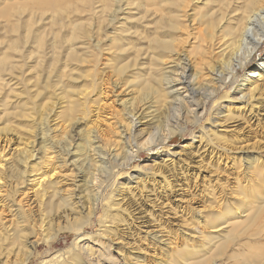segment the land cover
<instances>
[{
	"label": "bare ground",
	"instance_id": "1",
	"mask_svg": "<svg viewBox=\"0 0 264 264\" xmlns=\"http://www.w3.org/2000/svg\"><path fill=\"white\" fill-rule=\"evenodd\" d=\"M119 1L120 0H99V1L97 0L94 1L91 5V0H0V26L4 27L5 29L7 26H9V28L11 27L12 29V30L10 29V33L11 31H13L14 33H18L19 30L18 17H20L21 20V16L24 17L26 16L24 20V24L22 25L24 31L23 37L25 43H27L30 37H32V34H34L35 31L33 29V27H35L34 24H36V26H41L45 24L44 20L46 18H47V23H49L48 27L50 26L49 29L51 28L53 30L55 26L61 28V30L54 29L56 30V32L53 33L54 41L53 39L52 41L54 42L53 44L55 45L52 46L50 50L51 54L49 55L48 52H46L44 49V36L42 35L43 30L40 32L38 30L37 33L38 43L36 46L37 51L35 55V57L37 58V59L35 58L37 60V66L43 65V62H45L44 57H46V54L48 56H51V59L53 57V61H52L53 64L51 63V65L53 66L58 62L60 57L59 55L60 44H58L59 43L58 36L59 33L63 29H65V27L62 28V24H61L62 19H64L65 21L69 20L68 27H70V29L68 27L67 28H68V32H71V35L69 37L67 36L68 40L66 38L67 41L63 39V41L67 42L68 44L67 47H64L65 43L61 40L62 43L64 44L63 47L66 48L65 51L67 50L66 51L67 62L69 59L77 60V58H79L78 54L80 53L78 50L81 49L80 47L75 46L77 45L76 43L78 42L77 41L75 43V40L82 39L84 32L86 33L87 30L85 28L86 26L85 25L86 23H84L85 20H83L84 22L77 21L75 20V16L83 14L84 12L88 11L91 17V19L89 20L91 22L92 18L95 16L97 18V14L99 13L102 16L103 18L102 21H104L105 24L107 23L109 24V26L114 25L115 22L116 23L118 22L119 15L125 11V9L122 8V5L120 3L121 1L120 2ZM191 1L193 0H182V2L180 3L175 0H162L161 2V5H164L162 10H166V13L169 14V16L173 21L176 22V20H178L176 23L178 22L182 23L184 36L187 37V35L190 34L193 35L194 34L193 32L195 31L194 29H198V27H200L198 29L199 33L196 32V35L194 34L195 35L194 39L198 43L197 51L199 54L197 56L195 55V58H192V56L190 57L188 55L189 52L186 54L184 52L185 55L183 56L178 55L174 57L176 55L177 50L173 45L174 43H172L173 40L172 41L166 40L168 42L163 40V42H161L162 40H159L158 38L160 36L159 35L157 36V34H155L157 36L156 39H158L157 41H160L159 44L163 48H169V46H173L174 49L166 52L162 50L156 52L155 55L149 57L151 63L149 65H160L161 66L160 70L163 68V66H165L168 63L167 60H170V63L173 62L174 65L171 68H167L165 66V69L167 68L168 71H165V69L163 68L164 70L163 72H160L159 69H157L158 71H155V73L153 74L150 72L153 78L152 80H150L149 78L146 79L147 80L146 84L149 85L152 88L153 92L155 93L153 99L148 100L147 99L148 96H150L151 98L152 96L151 95L147 96L145 93L141 95L139 93L140 89H138L135 91V93L131 92L133 98L128 97L120 101L121 108L118 110L114 106V100L107 93V92H111L113 94L114 93L113 88H116L115 92H117L118 85L119 87L127 85L128 86L127 88H129L130 86L131 87L134 86V82L132 81L133 79L127 80L128 76L127 77L125 76L126 80H123L121 83L118 82V79H120L122 75L128 72L127 68H130L132 66L134 68L135 61L139 56V53H137L130 64L128 65L122 64L119 66L115 65L112 67L113 69L111 71L113 72V75L116 78L114 80H111V82H109L111 78L107 77L109 80L107 81L106 79L104 78L102 79L101 77V80L99 81L98 84L99 88L97 86L96 80L93 79L91 80L89 91L85 90L87 88L82 89L80 91L64 90L63 95L65 98L61 97L64 100L60 98L62 101L58 103V105L57 103H54L55 101L54 102L52 101V103L48 104L47 102L48 99H47L46 100L47 104L44 105L43 103L42 104L44 106L43 109L42 107L40 108L41 112H39L40 109L38 110V113H40V119L38 118L39 120L37 121L38 123L36 121H34V123L32 122V125H35V122L37 124L35 127L32 126L31 129L28 131L29 135L27 136L28 138L25 140V142L22 143L23 146L19 149H14L12 154H10L9 156V160L5 157L7 154H4L2 156L0 155V242L1 241L6 242L7 239L11 238L13 242L10 243L9 245L10 248L13 249L14 245L16 244L15 247L17 249L16 253L21 251L19 253H22L23 255L25 254V258H26V256H28V253L30 254V250L34 248V244L37 241H40L41 239L47 241L50 238V234L47 235V232L45 231L51 232L52 229L50 228L52 226V221L56 220L57 216L59 217V215L56 214L55 216L56 219H54L52 218V216H50V214L48 216L47 213L41 212V213H45V215H41V216L38 215L37 219H35L36 216L34 214L36 212L33 214L34 208L33 209L31 207L29 208V204L31 202L26 204L25 201V204H23L22 198L21 197L19 199L17 198L20 194L25 195L27 191L31 192V196L28 198L32 199V201H37L36 202L37 211H41L40 207H42L43 205L42 206L40 205L43 202L45 204L46 196L52 198L60 197V200L58 199L57 201L58 202L60 201L59 203H61L62 200V205L64 204L66 205V207H69L70 211L72 212L71 214L73 215L75 214L76 216L80 215L82 217L84 216L86 217L87 220L90 219L95 214V211L98 207H101L102 209L104 207L106 208L105 204L109 203L107 213L105 214L104 217L105 220L102 221L103 229L102 231H100L98 240H96L99 243L98 245L99 248L97 249V251L101 250L100 256L105 258L103 263L101 261H96V263L86 262L83 253L86 257L93 258L94 256L92 257V255L95 252H93L92 250L94 247L93 248L85 247L86 249L83 252L74 250L71 253H68V255L66 256L65 254L64 256L63 254L55 256L56 258H54L50 264H131L130 251H132L131 249L133 248L130 249V247L127 246L128 243L130 244V242L125 241V238L122 237L124 233L122 232L123 231L122 229H119L118 224L119 223L125 224L126 222L125 226L127 227V229L130 227L129 223H127L128 221L127 218H132L133 216L131 215L132 214L131 212L129 214L127 207L125 205L123 206V203L124 204L128 203L127 199L133 197L134 195L133 193H130L131 192L130 187H126V188L121 187L122 185H120L121 184L120 182L118 183L117 178L106 180L108 176L107 174L108 171H110L114 167L117 166L121 167L122 165L129 163L132 159L135 158V156H137L140 150L146 148L149 144L155 142V140L152 139L153 135L151 134L150 131L153 124L152 120L154 117L160 118L162 116V113L164 114L163 109L167 108L168 105L169 107L174 106V109L176 110L175 113H177V116L173 117L174 120L177 119V117L180 118L179 116H181L182 119L184 118V120L182 121V125H183L182 130H184L187 122L186 120L192 119L195 121V123H199L204 117V115H207L208 117L206 119H208L212 115V112L213 111L215 112V110H217L215 112L216 115L220 114L221 104L219 103V100L222 97H228L231 99L238 98L241 100L239 101V103L243 104L241 106H238V110L240 108H245V106L250 105L249 110L251 111L253 106L255 105V103H252V100L255 99L256 95L257 97H259L264 94V91H258L262 89L261 87L258 88V86L264 85V82L262 83L260 82L261 80L264 79V59H261V61H258V63L254 64L249 69H247L246 74L242 76L240 84H237V82L234 83L238 69L244 67L247 64L252 54L264 42V0H243V3L240 5V8L234 7L232 8V10L230 9L233 0H223V1L221 0L222 2H224L222 5H225V8H227L226 11L225 12L223 11L224 13L220 14L219 19L217 18L216 19L217 21L215 20V24H213L214 18L212 16L214 13H211L209 15L206 13L208 15V16L206 15L207 16L206 19L208 21L206 28L202 27L204 23L201 20L202 18H204L205 14L200 12L201 15L198 16L196 13L189 15L187 14V11L184 10L189 6ZM213 1L215 0H197L194 1L193 4L195 5L196 3H200L201 8L202 7L207 8ZM98 2L100 3L102 2L101 3L102 5L98 4ZM99 5L102 7H100ZM109 5L110 8L108 7ZM113 5L115 6L114 8L112 7ZM175 5H176V9L174 10L173 7ZM98 6L101 9H97ZM106 8L108 12L104 11L106 10ZM238 9H240L239 13L234 14L232 17L228 16L229 14H231V12L235 13L236 11H238ZM128 15L130 16L129 13ZM194 15H195V19L198 20L199 23V26L197 25L196 27H194V24L196 23L191 22V20L195 21V19L193 20ZM179 18L180 20H182V18L183 19L185 18L184 19L185 21L184 20H183L184 22L179 21ZM171 19L167 18V20H171ZM171 21H169V23H172ZM232 21L234 23L233 25L231 24ZM169 23L166 24L168 25ZM174 23H172L171 25L173 26ZM66 24L67 23H65V25ZM105 24L103 25L105 26ZM124 25L126 24L124 23ZM45 26L46 25H44V28H42L43 26L41 28L45 29ZM90 26H92V24H90ZM178 26L179 25H177V28ZM97 30L100 31L101 28ZM123 30L124 32H128L130 28L126 27ZM5 31H7V29ZM115 31L116 30H114V32ZM114 35L116 36V34ZM96 37H97L96 40L95 38L93 39L91 36L89 37V39L91 40L92 38L93 39L92 41L93 42L95 41L94 49L95 50L97 49V52L100 54L103 51V49L100 46V42H99L100 40L98 39V36ZM117 37L119 38L118 40L119 42H121V40H124V38H126L120 34ZM191 39H193V37ZM194 39L193 41H195ZM15 41L16 39H13V42H10L7 45V48L3 51V55L0 56V81L1 84L4 86H6V82L8 83V81H6L5 78H3V76L12 73L14 68L17 67L15 65V62L12 60V56L8 53L13 49L16 50L18 48L16 46ZM110 41L113 42L114 37H111ZM180 41H183V38H181ZM178 42H175L177 43V47H178ZM78 44H82V43L78 42ZM90 46L91 45L84 46L85 53L88 56H90L91 59L92 58L96 59L98 57V54L97 52L95 53L92 49L91 51H89L88 48ZM118 48L120 49V47ZM134 48H136V46ZM150 53L154 54L151 52V50ZM100 73L102 74L103 72ZM100 73H98V75ZM202 73L206 74L207 76L209 75V78L204 77L206 78V80L202 79L201 78ZM199 77L201 78V82L202 83L204 82V85L201 84V86L203 85L204 88L203 87L202 88L204 90H201L202 88L199 87L200 86V83H198ZM106 84L109 86L110 84H112L113 88L111 87V89H109L106 86ZM222 89L225 90L223 91L222 94H220ZM231 89L232 92H234L232 94H239V96L238 97H236V95L231 96L229 93ZM206 90H208L209 92L206 93ZM116 95L119 94L116 93ZM91 97H96L95 102L92 103L95 106L93 107V109L90 108L89 105L90 103L89 100L91 99ZM138 100L142 102L141 106L143 108H141V106L138 108L137 106V103H139L137 102ZM208 101H211L212 104L210 108L207 110L206 104ZM232 103L233 102L231 100L228 101L227 103V107H226L227 113L225 112V116H224L225 121L232 118V109H230V104ZM4 104L5 105L3 106L5 107L4 108L5 110L6 102ZM179 105L180 106L182 105L184 107V114L182 115H180V112L181 109L183 110V108L181 107L179 108ZM55 108L56 110L57 109L60 110L56 114L57 117H60L57 118V123L54 124L57 125L56 127L52 124H49L51 123V121H53L52 119H50V117H51V113H54L56 111ZM158 111L160 113H158ZM154 112H157L159 115ZM35 115H37V112ZM77 116H79L78 118H80L81 120L88 117L90 119L89 122L91 123L89 124V126L87 125L86 129L74 132L75 128L79 125V123H81L78 122V119L76 118ZM113 118H115L116 120L112 121ZM215 121L217 122V120ZM215 121L213 123H216ZM213 127H216V125L214 124ZM6 128L5 127L0 128V130L2 129L1 130L2 133L0 134L1 152L6 149L5 147L9 144L8 141L11 139V137H9V130L11 129H6ZM215 129H210L209 127L205 131L201 130L199 139L202 140L203 137H206L208 141H212L214 140V138H219V134L216 132ZM168 133L169 134L167 135H163L162 138L158 141L160 144L161 143L166 144V138L172 132H169L168 129ZM15 135H17V133ZM209 135L212 137L209 138L210 137ZM20 138H18V140L21 141L22 138L21 139ZM101 140H104L105 143ZM14 141H16V139ZM17 146L20 147L21 145H17ZM225 146L221 148L223 150V154L220 152L218 153L217 151H215L214 148H211L209 151V154H211L210 159L212 158V155L216 154L217 156L215 160L216 163H219L220 160L223 159L227 161V155L225 152L226 149L228 148ZM133 148H135V150H133ZM170 154L171 153L168 150L166 156H169ZM222 156H224V158L221 159ZM4 157L7 160L6 163L2 162V159ZM164 164H166V162H164ZM247 164L249 166V169L253 168L255 170H262L260 165L257 163L254 164L253 166L250 163ZM164 168H167V165H164ZM145 170H150V172L145 173L144 177H142V183L146 184L147 178L150 180V177L152 178L151 182L153 183L155 181L156 176L159 174V169L156 168L155 169L156 171H154V167H151L150 169H145ZM168 170L171 169H167V172ZM66 171H69V173H72V175L66 173ZM140 172H138V174H140ZM185 172L186 171H182V178L185 177L186 175ZM69 176L71 177L74 176V178L71 179V177ZM172 176L170 177L172 178ZM251 176L252 178L254 177L256 178L255 174ZM75 177H79V181H76ZM131 177H128L129 181L132 180ZM166 177L167 176H162V179L160 181V183H162L160 186V190H162V193L165 194V199L168 200L170 198L172 190L175 188H177L178 190L183 189V184L180 183L178 179H174L173 180L174 184H173ZM252 178L250 181L251 183H252ZM108 181H111L110 184H108ZM67 182H71V183L68 184ZM67 185L68 186L72 185L73 189H69V187H66ZM245 185L247 186V184ZM246 186L244 185L239 186V184L236 186L237 188H239L238 194H241V202H243L246 206L245 210L243 209L242 212L240 211L241 213L239 212L240 214L234 215L232 218H230L232 220L228 222H226V220H224L223 222L220 220L217 221L216 223L211 222V224L209 225L210 230L208 231V233L204 231L202 233L203 235H201L203 236L202 238H204L203 239L204 242L207 244L211 242V240L218 241V244L213 246V251H214L213 256L216 255V257L218 256L222 257L224 254H226L227 249L229 247L240 243L239 241H241L242 239L245 241L241 242L238 248L240 249L245 245V247L248 246V249L251 250V248H253V247L249 248V246H251L250 245L251 240L259 239L263 235L264 228L262 229V226L260 225L261 222H257V221L261 220L259 218L260 216H262L264 212V198L263 199H261L262 197L252 198L251 193L249 192ZM263 186H261L260 189H262L264 192ZM106 187H107V191L108 189H110L108 194L106 192ZM152 191H154V189H152ZM159 198H156L157 201L159 200ZM54 203L57 204V202ZM48 205L49 204H47V206ZM153 205H151L150 206L151 209L148 210L150 211L151 215L153 214L152 212H154ZM2 211L4 212L7 211L11 216L10 218L13 219L10 220V222L13 221L12 224L15 225L14 226L15 229L13 233L10 232L11 229H7L9 225L6 222L5 223L3 222V218H5V216L1 217ZM64 213H66L65 209H64ZM131 223L132 221L130 222V224ZM4 224H7L8 226L6 227L5 225L6 227L5 228ZM79 227L81 228L80 224ZM111 232H113L114 237L110 236ZM120 232H122L121 233L122 236L118 235V240H121L123 244L122 245L119 244L117 246L118 248H116L115 250L113 247L114 241L117 239L115 235L120 234ZM37 234L38 235L41 234L42 236L41 239L38 238L39 240H37V238L34 237L33 240H29L30 235L35 236ZM148 235L149 232L147 233V236ZM132 238L134 237L132 236ZM133 241L135 243L136 240ZM166 242L164 241L163 243ZM8 244L9 243H7L6 245L7 247ZM11 245H13V247H11ZM169 245L172 246V244ZM1 247L2 244L0 248ZM1 250L4 251L3 249ZM11 250L8 251L6 258L9 257ZM123 250L124 252H122ZM5 251L7 252V248ZM70 251L71 250H69V252ZM19 253L18 256L20 255ZM240 254L239 253L235 254L234 252L230 256L229 255L227 256L229 258L230 257L235 258ZM173 255L175 257L169 255L170 259H168L167 261L164 260L160 261L158 264H211L212 263L209 262V259L212 257L211 254H209V256H206L205 258H198L197 255L189 253V254H185L187 255L186 257L189 258L186 260L184 259L186 257L184 258L182 257V255H184L182 253L178 254L176 252ZM262 255L263 254L261 253H258L256 255L253 252L248 256L256 259L262 257ZM25 258L24 257L23 259L21 258L22 261L19 260L21 262L18 263L23 264ZM139 258H142L144 260L145 256L141 255L139 257L138 256L135 257V259L139 261L138 264H145V262L140 261ZM242 258L243 260L244 259L248 260V257L246 256H242ZM183 259L185 261L187 260L189 261L184 263ZM6 261L7 260L1 262L2 264H5ZM49 262L47 263L45 262V264H48Z\"/></svg>",
	"mask_w": 264,
	"mask_h": 264
},
{
	"label": "rangeland",
	"instance_id": "2",
	"mask_svg": "<svg viewBox=\"0 0 264 264\" xmlns=\"http://www.w3.org/2000/svg\"><path fill=\"white\" fill-rule=\"evenodd\" d=\"M94 1L97 0H91V5ZM120 1L119 2L121 3L122 8L125 9V11L119 15L118 22L117 23L115 22L114 24L115 26L114 25L109 26V24L107 23L105 24V22L102 21L103 18L99 13H98L99 15L97 14V18L96 16L92 18L91 22L89 20L91 19V17L88 11L84 12L83 14L75 16V20L77 21L84 22L83 20H85L84 23H86L85 28L87 30L86 33L84 32L82 39L75 40V43L77 41L79 43H82V44H78L77 42L76 43L77 45H75L77 47H80L81 49L78 50L80 53L78 54L79 58H77V60L69 59L67 62V53H66L67 50L65 51L66 48L64 47H67L68 45L67 42L65 41L68 40V37L71 35V32H68V28L70 29V27H68L69 20L65 21L64 19H62L61 21L62 28L65 27V29H63L58 36V42H59L58 44H60L59 47L60 57L58 62L53 66L51 65V63L53 64L52 62L53 57L51 59V56L48 55L51 54L50 50L52 46L55 45L53 44L54 43L53 33L56 32V30H61V28L55 26L53 30L50 28L51 29L50 31L49 29L50 26L48 27L49 23H47V18H46L44 20L45 24L41 26H36V24H34L35 26L33 27V29L35 30L34 34H32V37H30L28 42L25 43L23 37L24 31L22 25L24 24V20L26 16L25 17L21 16V20L20 17H18L19 20L18 33H14L13 31H11L10 33L11 27L9 28V26L6 27L7 31H5L6 29L4 27L0 26V56L3 55V51L7 48V45L10 42H13V39H16L15 42H16V46L18 47L16 50L13 49L14 51L12 49H11L12 51L8 50L9 51L8 53L12 56V60L15 62V65L17 67L14 68L12 73L3 76V78H5V80L8 81V83L6 82V86L2 85L0 81L1 84L0 85V128L7 127L6 129H11L9 130V137H11V139L8 141L9 144L5 147L6 149L2 152L0 151L1 156L7 154L5 157L9 160V156L10 154H12L13 150L19 149L23 146L22 143H24L25 140L28 138L27 137L29 135L28 131L31 129L32 126L35 127L36 124L38 123L37 121H39L38 118L40 119V113H38V110L41 107L43 109L44 106L42 104L44 103V105H46L47 104L46 100L48 99L49 100V101L47 100L48 104L52 103V101L53 102L55 101L54 103H57L58 105V103L64 100L61 97L65 98L63 95L64 90L80 91L82 89L87 88L85 90L89 91L90 83L91 80L93 79L96 80L97 86L99 88L98 84L99 81L101 80V77L102 79L104 78L107 81H109L108 78H111L109 82H111V80H114L116 78L114 77L113 72L111 71L113 69L112 68L113 66L115 65L119 66L122 64L128 65L131 63V61H133L135 55L139 53V56L135 61L134 68L133 66L127 68L128 71L126 72L127 74L125 73L124 75H122L120 79L117 78L118 82L121 83L123 80H126L125 78L128 76L127 80L133 79L132 80L134 82L133 87L130 86L129 88H127L128 87L127 85L119 87L118 85L117 92H115L116 88H113L112 84H110V86L106 84V86L109 89H111V87L113 88V92H114L113 94L111 92H107V93L114 100L115 108L119 110L121 108L120 101L128 97L133 98L131 92L135 93V91L138 89H140L139 93L141 95L145 93L147 96L148 95L152 96V98L148 96L147 98L148 100L153 99V96H155V93L153 92L152 88L146 84L147 83L146 79L149 78L150 80H152L153 78L152 74L155 73V71H158L157 69H159L160 72H163L164 71L163 68L165 69V66L167 68H171L174 65L173 62H171L172 64L170 63V60H167L168 63L165 66H163L161 70H160L161 68L160 65H149L151 64L149 57L155 55L156 52L161 50L164 52L170 51L175 47L177 52L174 57L178 55L183 56L189 52L188 55L190 57L192 56V58H195V55L197 56L199 54L197 51L198 43L194 39V36L196 35V32L199 33L198 29L200 27H198V29H194L195 30V31L193 30L194 32L192 31L195 35L190 34L187 35V37L184 36L182 23L181 22H180L181 24L179 22L176 23L178 20L175 19L176 22L173 21L169 16V14L166 13V10H162L164 7V5H161L162 0H135V2L134 0H120ZM175 1H178L179 3L182 2V0H175ZM194 1L197 0L191 1L189 6L184 10L187 11V14L189 15L196 13L198 16L201 15L200 12L205 14L204 18L201 19L204 23L202 25L203 28H206L208 24L206 18L209 14L214 13L212 16L214 18L213 24H215V20L217 18L219 19L220 14L224 13L227 9L225 8V5H222L224 3L222 2L223 0L222 1L215 0L207 8L205 7L201 8L200 3H196L194 5L193 4ZM233 1L230 10H232V8L234 7L240 8V5L243 3V0H238V1L236 0L235 2ZM101 3L98 2V4ZM99 6L97 9H101L100 7L102 6L100 7ZM108 7L110 8V5ZM112 7L114 8L115 6L113 5ZM173 9L174 10L176 9V5L173 7ZM104 11L108 12L107 8ZM239 11L240 9H238V11H236L235 13L231 12L232 15L229 14L228 16L232 17L234 14L239 13ZM127 12L130 14V16L128 15ZM79 16L82 18H80ZM77 17L79 18V20ZM167 18L171 19L172 21L167 20ZM184 19L182 18V20H180L179 18V21H183ZM194 19H195V15L193 16V20ZM63 21L67 24L65 25ZM169 21H171L172 23L175 22L173 26L171 25L172 23H169ZM191 22L196 23L194 24V27H196L197 25L199 26L198 20L196 19L195 21L191 20ZM124 23L126 25H124ZM164 23L165 24L169 23V24L168 25L166 24L167 25L166 26ZM90 24H92V26H90ZM103 24H105V26ZM176 24L179 25L178 28ZM231 24L232 25L234 24L233 21L231 22ZM44 25H46L45 29H42L44 28ZM169 25L171 26V28ZM98 27L101 28L100 31L97 30L100 29ZM126 27L130 28L128 32H124L123 30ZM46 28L48 31L46 30ZM38 30L39 32L43 30L42 35L44 36V49L46 52H48V55L46 54V57L47 56L48 57L47 58L44 57L45 62H43L42 66H37V60H36L37 58L35 57L37 51L36 46L38 43L37 42ZM114 30L116 31L114 32ZM88 31L90 32V34ZM163 31L164 32L166 31L167 33L165 32L166 33L165 34ZM114 34H116V36ZM119 34L126 37L124 38V40H121V42L118 41L119 38L117 36ZM155 34L161 37V38L158 37L159 40H162L161 42H163V40L165 41L173 40L174 42L172 41V43H174L173 44L174 47L169 46V48H163L159 44L160 41H157L158 39H156L157 36ZM90 36L93 39L95 38V40L97 39L96 36H98V39L100 40L99 41L100 46L103 49V51L100 54L97 52V49L96 50L94 49L95 41L93 42L92 38L90 40L89 39ZM110 36L114 37L113 42L110 41L111 39ZM192 37L195 41L191 39ZM181 38H183V41H180ZM63 39H65V41H63ZM61 40L65 43V45L62 43ZM175 42H178V47H177V43ZM89 45H91L88 48L89 51H91L92 49L95 53L97 52L98 57L96 59L95 58L91 59L90 56H88L85 53L84 46H89ZM117 46L120 47L121 50ZM133 46L134 47L136 46V48H134ZM150 50L154 54H151ZM261 59H264V42L252 54L247 64L244 67L238 69L234 83L237 82V84H240L242 76L246 74L247 69H249L254 64L258 63V61H261ZM167 68L165 69V71H168ZM100 72L103 73L101 74ZM98 73H100L99 75L102 76H99ZM201 76H202L201 78L205 80L206 78H209V75L207 76L206 74L203 73ZM201 78L200 77L198 78L199 81L198 83H200L199 86L200 88H202L204 85V82L203 83L201 82ZM260 82L261 83L264 82V79L261 80ZM201 84L203 85L201 86ZM260 87L262 89L258 91H264V85L263 86L259 85L258 88ZM203 88L201 90H204ZM224 90L225 89H222L220 94H222ZM208 92L209 91L206 90V93ZM116 93H118L119 95H116ZM229 93L231 96L232 95H236V97L239 96V94H232L234 93L232 92V89L229 91ZM95 98L96 97H91V99L89 100L90 101L89 105L90 108L92 109L93 107H95L94 104H92L93 102H95L96 100ZM230 100L233 102L232 104H230V109H232V118L225 121L224 120L225 112L227 113L226 107L228 101ZM239 101L241 100L238 98L231 99L228 97H222L219 100V103L221 104V109L219 108L221 111L220 114L216 115L215 112L217 110H215V112L213 111L212 115L208 119H206L208 116L204 115V117L199 123H195V121L192 119L186 120L187 122L184 130H182V126H183L182 121L184 120V118L182 119V117L179 116L180 118L177 117L178 120L177 119L174 120L173 117L177 116V113H175L176 110L174 109V106L172 107L170 106L171 107L170 108L168 105L167 108L163 109L164 114L162 113V116L160 118L158 117L159 119L154 117L152 120L153 124L150 131L151 134L153 135L152 139L155 140V142L149 144L146 148L140 150L137 156H135V158L132 159L129 163L124 164L121 167L120 166L114 167L110 171H108L107 173L108 176L106 180L117 178L118 183L120 182L121 183L120 185H122L121 187L124 188L130 187V191H131L130 193H133L134 195L133 197L127 199L128 203L125 204L123 203V206L125 205L127 207L129 214L131 212L132 213L131 215L133 216L132 218H127L128 219L127 223H129L130 227L127 229V227L125 226L126 222L125 224L119 223L118 224L119 229H122L123 231L122 230L121 231L124 234L123 236L121 235L122 232H120V234H116L115 236L117 237V239L114 241L113 244L115 250L116 248H118L117 246L119 244L120 245L123 244L121 240H118V235L124 237L125 241L130 242V244L128 243L127 246L130 247V249L133 248L131 249L132 251H130L131 264L134 263L138 264L139 261H137L135 257L136 256L139 257L141 255H144L145 258L144 260L142 258H139V260L145 262V264L148 263L158 264L160 261L163 260L167 261L168 259H170L169 255L174 256L173 254H175L176 252L178 254L180 253L184 254L182 255L183 258L187 256L185 254H189V253L197 255L198 258H205L206 256H209V254H211L212 257L209 259V262L210 263L212 262L211 264H264V231L261 238L259 239L251 238L252 239L250 244L251 246H249V248L253 247L251 248V250L248 249V246L245 247V245L240 249L238 248L239 244L245 241L242 239L241 241H239L240 243L229 247L227 249L226 254L222 256L223 258L219 256L216 257V255L213 256L214 255L213 246L217 245L218 241L211 240V242L207 244L204 242L203 240L204 238H202L203 236H201L203 235L202 233L204 231L208 233V231L210 230L209 225L211 224V222L216 223L217 221L220 220L222 222L224 220L228 222L232 220L230 218H232L234 215L240 214L243 211V209L245 210L246 206L243 202H241V194H238L239 188L236 187L238 184L239 186L242 185L246 186L245 184H247L246 187L251 193L252 198L255 197H262L261 199L264 198L263 197L264 192L262 189H260L261 186L264 185V94L259 97H257L256 95L255 99L252 100V103H255V105L253 106L251 111L249 110L250 105L245 106V108H240L238 110V106L243 105L242 103H239ZM5 102H6V109L4 110L5 107L3 105H5L4 104ZM137 102H139L137 103V106L139 108L142 105V102L140 100H138ZM211 104H212L211 101L207 102L206 104L207 110L210 108ZM180 107L183 108V110L181 109L180 112V115H182L184 114V107L182 105L181 106L179 105V108ZM141 108L143 107L141 106ZM58 111L60 110L57 109L54 113H51L50 119H52L53 121H51V123L49 124L54 125L55 123H57V118H60L56 116ZM36 112L37 115H35ZM39 112H41V109L39 110ZM158 113L160 112L158 111ZM78 117L79 116H77L76 118L78 119V122L81 123H79V125L75 128L74 132L86 129L87 125L89 126V124L91 123L89 122L90 119L88 117L82 120ZM115 120H116L115 118L112 119V121ZM215 120H217V122ZM34 121H36L37 123L35 122V125H32V122L34 123ZM214 121L216 123H213ZM214 124L216 125V127H213ZM54 126L56 127L57 125ZM209 127L210 129L216 128L215 130L219 134V138H214V140L208 141L206 137H203L202 140H200L199 135L201 134V130L205 131ZM168 129L169 132L172 133H170V135L167 136L166 144L163 143L160 144L158 141L162 138V136L169 134ZM1 130H0V134L2 133ZM15 132L17 133V135H15L16 134ZM211 137L212 136H210L209 138ZM18 138H20L21 141L18 140ZM15 139L16 141H14ZM101 141L105 143L104 140ZM17 145H21V146L19 147ZM223 146L228 148L226 149L225 152L227 155V161L223 159L220 160L219 163H216L215 162L217 157L216 154L212 155V158L210 159L211 154H209V151L211 148H214L215 151L223 154V150L221 149ZM133 150H135V148H133ZM168 150L171 154L169 156H166ZM5 157L2 159L3 163L7 162ZM222 158H224V156H222L221 159ZM164 162H166V164H164ZM247 163L252 164V166L257 163L260 165L262 170H255L253 168L249 169ZM164 165H167V168H164ZM151 167H154V171H156L155 170L156 168L159 169V174L156 176L155 181L153 183L151 182L152 178L150 177V180L147 178L146 184H143L142 177H144L145 173L150 172V170H145V169H150ZM167 169H171V170H168L167 172ZM180 169L182 171H186L185 172L186 175L184 178H182V171ZM138 172H140V174H138ZM66 173H69V171H66ZM69 174L72 175V173ZM253 174L256 175V178L254 177L255 180L251 176ZM162 176H167L166 178H168V180L173 184H174L173 181L174 179H178L179 182L183 184V189L178 190L177 188H175L172 190L170 198L168 199L169 201L165 199V194H163L162 190H160V186L162 184L160 183V181L162 179ZM170 176H172V178ZM128 177H131L132 180L129 181ZM72 178H74V176L71 177V179ZM251 178H252V183L250 182ZM75 180L79 181V177H75ZM110 182L111 181H108V184H110ZM67 183L70 184L71 182H67ZM249 183L251 184V186ZM66 187H69V189H73L72 185L71 186L67 185ZM152 189H154V191H152ZM109 190L110 189H108L107 191V187H106L107 194L109 193ZM26 193L25 195L23 194H20L19 196L17 195L18 196L17 198L19 199L21 197L23 204H25V201L26 204L31 202L29 204V208L31 207L32 209L33 208L35 209V210L33 209V214L36 212L34 214L36 216L35 219H37L38 215L39 216L45 215V213H47L48 216L50 214V216H52V218L54 219H56L55 217L56 214L59 215V217L61 218L57 216V219L52 221V226L50 228L52 229L51 232L45 231L47 232V235L50 234V238L47 241L41 239L42 237L41 234L40 235L37 234L35 236L32 235L29 236V240H33L34 237H36L37 240L39 239L41 240L40 241L36 240L37 242L34 244V248H33L34 250L30 248L32 251L30 250V254L28 253V256H26V258H25V254L23 255L22 253H19L21 251L18 252L20 254L18 256V253H16L17 249L15 248L16 244L14 245V247L13 245H11L13 249L10 248L9 245L11 242H13L11 238L7 239L6 242L1 241L0 246L2 244V247L0 248V252H1L0 264H2L1 261L4 260H7L5 264H17L18 262L22 261L21 258L23 259V257L25 258L23 264H45V262L47 263L49 261L50 262L48 264H50L52 260L56 258L55 256H58L60 254H63V256L65 254L66 256L68 255V253H71L74 250L83 252L88 247L91 248L94 247L92 250L95 253L92 255V257L94 256L93 258L90 257L91 259L89 257H86L83 253L85 261L89 263H96V261H101L103 263L105 258L100 256L101 250L97 251V249L99 248L98 246L99 243L96 240H98L100 231H102L103 229L102 221L105 220L104 217L105 214L107 213L109 203L105 204L106 208L104 207L102 209L101 207H98L95 211V214L90 219L87 220L86 217L84 216L82 217L80 215L76 216L75 214L74 215L71 214L72 212L70 211L69 207H66V205L64 204L62 205V200L61 203H59L60 201L59 202L57 201L58 199L60 200V197L52 198L46 196L45 204L43 202L40 205V206L43 205L42 207H40L41 211H37L36 208L37 201H32V199L28 198L31 196L30 191H27ZM155 196L156 198L160 197L158 200L159 202L157 201ZM48 198H50L51 200ZM54 202H57V204ZM46 203L49 205L47 206ZM153 204H155L156 207ZM151 205L154 206V212H152L153 213L152 215L150 214V211H148L151 209L150 207ZM57 207H59L60 209ZM64 209L66 213H64ZM41 212H45V213H41ZM1 215H2L1 217L5 216V218H3V222L4 223L6 222L9 225L7 229H11L10 232L13 233L15 229L14 227L15 225L12 224L13 221L10 222V220L13 219L10 218L11 216L7 211L5 212L2 211ZM259 219L261 220L257 222H261L260 225L262 226L263 229L264 212ZM131 221L132 223L130 224ZM7 224H4V227L5 225L7 227L8 226ZM10 224L12 225V228ZM79 224L81 228L79 227ZM148 232L149 235L147 236ZM110 236H113V232H111ZM132 236L134 238H132ZM132 239L136 240L135 243ZM166 239L168 243L166 242ZM164 241L167 244L163 243ZM7 243H9L8 244L9 248L6 246ZM169 244H172V246ZM6 248H7V252L5 251ZM1 249H3L4 251H2ZM8 249L9 250L12 249V250L10 252L9 257L6 258L7 253L9 251ZM69 250L71 251L69 252ZM122 252H124V250ZM169 252L172 254H170ZM234 252L235 254L237 253L239 254L241 253V254L235 258H231V257L229 258L227 256V255L230 256ZM253 252L256 255L258 253H261L263 255L262 257L254 259L248 256ZM13 254L15 255V257ZM242 256L248 257V260L245 259L243 260ZM184 259L186 260L189 258L186 257ZM184 259H183L184 263L189 261V260L185 261Z\"/></svg>",
	"mask_w": 264,
	"mask_h": 264
}]
</instances>
